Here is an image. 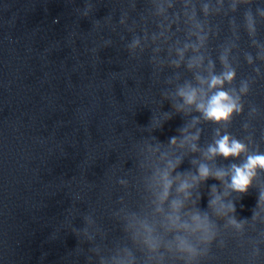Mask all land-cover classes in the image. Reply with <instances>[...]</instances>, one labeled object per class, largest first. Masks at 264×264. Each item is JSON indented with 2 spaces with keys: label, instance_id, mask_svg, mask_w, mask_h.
Returning a JSON list of instances; mask_svg holds the SVG:
<instances>
[{
  "label": "water",
  "instance_id": "1",
  "mask_svg": "<svg viewBox=\"0 0 264 264\" xmlns=\"http://www.w3.org/2000/svg\"><path fill=\"white\" fill-rule=\"evenodd\" d=\"M261 12L264 0H0V264H185L166 250L174 235L198 248L191 264H264V169L246 193L227 187L232 165L264 154ZM218 90L239 98L227 121L197 109ZM224 135L246 150L210 155ZM202 164L223 181L200 180ZM174 200L182 221L207 215L210 243L169 230Z\"/></svg>",
  "mask_w": 264,
  "mask_h": 264
},
{
  "label": "clouds",
  "instance_id": "2",
  "mask_svg": "<svg viewBox=\"0 0 264 264\" xmlns=\"http://www.w3.org/2000/svg\"><path fill=\"white\" fill-rule=\"evenodd\" d=\"M203 11L207 14L208 8L207 5L204 6ZM261 15H264V12H261ZM248 28L251 31H254L253 21L251 13L246 14ZM203 37L198 36L199 41H203ZM138 43L137 40L133 41V45L135 46ZM185 47H188L186 45ZM182 55V53H181ZM221 62H225V57H221ZM197 61H193L189 64V67H192ZM235 75L233 70L222 72L220 75H211L210 78L207 80L208 88H216L218 86H222L225 81L230 82ZM201 83H204V80H200ZM246 85L241 88V91H246ZM178 94L183 97L185 103L192 104L196 101L197 90L191 87H186L185 89H180ZM238 97H232L229 95L227 91L218 90L213 93L206 101V103L197 104V109L201 110L204 114L205 119H211L216 122L221 120L227 121L231 113L233 111L239 112L241 110V106L237 103ZM176 138H170V143H175ZM245 145L240 143L239 141L232 139L229 141V136L224 135L219 140L215 142V146H210L208 149V153L210 155L220 154L224 157L228 156H237L242 151H245ZM264 169V154L260 155H252L249 156L246 162L241 165H232V175H231V182L227 185L231 190L241 193H246L248 187L252 183L253 177L256 175V169ZM226 173L223 170H217L214 174L210 172L209 168L206 165H200L198 169V177L200 180H206L210 176L212 178L223 181L224 176ZM195 179V177L193 178ZM171 186V181L167 179V173L164 174V188L161 194V200L167 198L168 189ZM191 185L187 182H182L178 188V191L185 192L187 195L186 190L190 188ZM215 190V186H213V191ZM220 201L219 196H214L209 201V206H214ZM264 201V191L260 192L257 205L259 206L260 203ZM183 206L182 201H172L171 208L172 214L168 216L169 221V230H174L175 232H187L191 235L199 234V241L203 243H210L215 236V232L211 230V226L208 222L207 215L201 216L199 213H193L190 216L189 221H182L180 216L178 215L179 209ZM227 207V209L235 213V205L233 203H229L227 205L220 204V208L223 209ZM217 214L219 215L220 212L218 211ZM257 213L253 212L252 218L255 219ZM247 218H242L237 220L235 215L230 217L229 223L235 226L237 229L243 227L244 223H246ZM150 232L151 229H148ZM174 247L173 244L170 242L168 245H165L167 251H175L177 253L182 254L183 256L187 257L185 264H191V261L200 254L198 248L188 239L187 236L184 235H174L173 236ZM145 244L149 248L150 251H157L161 244L159 241L155 240L154 238L148 237L145 239ZM258 249H254V254H258ZM163 254H161L162 256ZM127 264H134V257H131L129 253V259Z\"/></svg>",
  "mask_w": 264,
  "mask_h": 264
}]
</instances>
